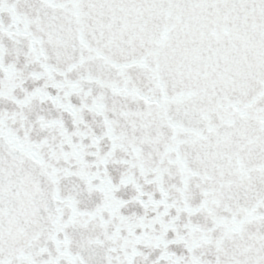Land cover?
<instances>
[{"label":"snow or ice","instance_id":"6c2138e0","mask_svg":"<svg viewBox=\"0 0 264 264\" xmlns=\"http://www.w3.org/2000/svg\"><path fill=\"white\" fill-rule=\"evenodd\" d=\"M0 264H264V0H0Z\"/></svg>","mask_w":264,"mask_h":264}]
</instances>
